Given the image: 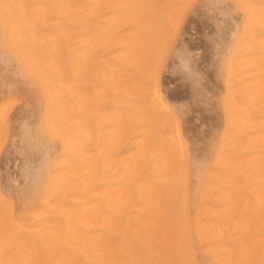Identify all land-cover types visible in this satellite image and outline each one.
<instances>
[{
  "label": "rangeland",
  "instance_id": "1",
  "mask_svg": "<svg viewBox=\"0 0 264 264\" xmlns=\"http://www.w3.org/2000/svg\"><path fill=\"white\" fill-rule=\"evenodd\" d=\"M13 1L0 264H109L93 230L156 264H264V0H67L58 16L54 0Z\"/></svg>",
  "mask_w": 264,
  "mask_h": 264
},
{
  "label": "bare ground",
  "instance_id": "2",
  "mask_svg": "<svg viewBox=\"0 0 264 264\" xmlns=\"http://www.w3.org/2000/svg\"><path fill=\"white\" fill-rule=\"evenodd\" d=\"M5 1V3H3L4 5L6 4V0H4ZM3 0H2V2H4ZM9 1H13V0H9ZM50 2H51V0H49ZM56 1V3H54ZM66 1L67 0H63V2L61 3V1H57V0H54L53 1V3L51 4V3H49V4H51L50 5V7H49V9H52V8H54V10L53 11H55V10H57L58 8H59V10L61 11L59 14H61L62 13V10L65 8L64 7V5L63 4H65L66 3ZM58 2H60V3H58ZM68 2H69V0H68ZM13 3H14V1H13ZM9 4V3H8ZM57 5V6H54V5ZM61 5L60 7H62V8H60L59 7V5ZM67 4V3H66ZM15 5H16V3H15ZM19 5H21V4H19ZM54 6V7H53ZM0 7H1V5H0ZM6 8H7V5L5 6ZM5 7H2L3 9H5ZM21 7H22V5H21ZM11 8V7H10ZM2 9V10H3ZM22 9V8H21ZM24 9V8H23ZM70 9V8H69ZM17 10H19L18 8H17ZM25 10V9H24ZM79 10H80V8H79ZM15 11H16V9H15ZM20 11V10H19ZM76 11H77V8H76ZM58 12V11H57ZM56 11H55V13L53 14V15H55L56 13H57ZM68 12V11H67ZM22 13V12H21ZM23 14H24V12H23ZM52 14V13H51ZM68 14V13H67ZM77 14H78V11H77ZM18 15V12H17V14H16V16ZM62 15H64V14H62ZM62 15H59V17H62ZM80 15V14H79ZM56 16H58V13H57V15ZM65 16V15H64ZM63 16V17H64ZM24 17V16H23ZM56 23V22H55ZM68 35V34H67ZM11 36V35H10ZM14 36V35H13ZM9 37V36H8ZM57 76V75H56ZM53 82V81H52ZM65 84V83H64ZM110 113V112H109ZM119 114V113H118ZM117 114V115H118ZM114 115V114H113ZM63 116V115H62ZM66 119V118H65ZM64 144H65V142H63ZM72 148V147H71ZM162 157V156H161ZM164 157V156H163ZM66 163V162H65ZM125 163V162H124ZM130 166V165H129ZM152 166V165H151ZM70 167V166H69ZM78 167V166H77ZM71 168V167H70ZM154 168V167H153ZM63 169V168H62ZM50 172H52V171H50ZM69 172V171H68ZM130 172V171H129ZM59 174V173H58ZM62 174V173H61ZM74 175H76V174H74ZM61 176V175H60ZM59 176V177H60ZM57 177V176H56ZM62 177V176H61ZM49 178V177H48ZM57 179V178H56ZM62 179H64V178H62ZM92 179V178H91ZM48 180V179H47ZM102 185V184H101ZM51 186V185H50ZM143 186V185H142ZM142 186H141V189H142ZM59 187V186H58ZM63 187V186H62ZM135 187V186H134ZM97 189V188H96ZM137 189H138V187H137ZM139 189H140V187H139ZM138 189V190H139ZM52 190V189H51ZM75 190V189H74ZM102 189H100V191H101ZM104 190H107V189H104ZM155 190V189H154ZM57 191V190H56ZM72 192V191H71ZM95 192V191H94ZM97 192H98V190H97ZM124 192V191H123ZM96 193V192H95ZM137 193H139V192H137ZM147 193V192H146ZM256 193V192H255ZM106 194V193H105ZM122 194V193H121ZM259 194V193H258ZM262 194H264V193H262ZM79 195V194H78ZM98 195V194H97ZM107 195V194H106ZM111 195V194H110ZM112 195H114V194H112ZM148 197H149V195L148 194H146ZM255 195V194H254ZM77 196V195H76ZM75 196V197H76ZM91 196V195H90ZM95 196V195H94ZM123 196V195H122ZM144 196V195H143ZM146 196V197H147ZM66 197V196H65ZM80 197V196H79ZM82 197V196H81ZM96 197V196H95ZM129 197H130V199L132 200V202H134V205L136 206V207H140V204H139V202L138 203H136L135 202V197L133 196V194H132V191H131V188H130V191H129ZM138 197V196H137ZM145 197V196H144ZM145 197V198H146ZM153 197V196H152ZM84 198V197H83ZM128 198V197H127ZM127 198H124V199H126L127 200ZM8 199V198H7ZM80 199V198H79ZM78 199V200H79ZM100 199V198H99ZM138 199V198H137ZM82 200V199H81ZM102 200H104V199H102ZM107 200V199H106ZM151 200H153V199H151ZM150 199L148 200V201H151ZM158 200H159V198H158ZM84 201L85 200H83V203H84ZM114 201V200H113ZM139 201H141V200H139ZM143 201V200H142ZM144 201H146V199L144 200ZM254 201V200H253ZM86 202V201H85ZM56 203V202H55ZM91 203H93V202H91ZM96 203V202H95ZM107 203V202H106ZM144 204H145V202H143ZM143 203H142V205L141 206H143V209H136L138 212H140L142 215H147V217H153V216H155L157 213H158V210L157 209H144V208H146L144 205H143ZM155 203V202H154ZM76 204V203H75ZM121 204V203H120ZM119 204V205H120ZM130 204H131V201H130ZM55 205H57V204H55ZM80 205V204H79ZM88 205V204H87ZM90 205V204H89ZM129 205V204H128ZM127 205V206H128ZM85 206V205H84ZM127 206H126V208H127ZM152 206H153V204H152ZM66 207V206H65ZM130 207V206H129ZM148 207H151V206H148ZM156 207H158V206H156ZM58 208V207H57ZM99 208V207H98ZM115 208V207H114ZM125 208V209H126ZM134 208V207H133ZM142 208V207H141ZM39 209V208H38ZM67 209V208H66ZM64 210V209H63ZM69 210V209H68ZM67 210V211H68ZM107 210V209H106ZM113 210V209H112ZM65 211V210H64ZM85 211V210H84ZM99 211V210H98ZM110 211V210H109ZM83 212V211H82ZM91 212V211H90ZM34 213V212H33ZM61 213V212H60ZM65 213V212H64ZM70 213V212H69ZM73 213V212H72ZM134 213V212H133ZM160 213V212H159ZM56 214V213H55ZM129 214V213H128ZM131 214V216H132V213H130ZM58 215V214H57ZM69 215V214H68ZM71 215V214H70ZM109 215V214H108ZM31 216V215H30ZM60 216V215H59ZM246 216V215H245ZM85 217V216H84ZM107 217V216H106ZM146 217V216H145ZM61 218V217H60ZM62 218H64V217H62ZM83 218V217H82ZM89 218V221L90 220H93V219H91L90 217H88ZM87 218V219H88ZM109 218V217H108ZM135 218V217H134ZM86 219V220H87ZM104 219H107V218H105L104 217ZM145 219V218H144ZM236 219V218H235ZM128 220V219H127ZM147 220H150V219H147ZM197 220V219H196ZM238 220V219H237ZM236 220V221H237ZM245 220V219H244ZM15 221V220H14ZM13 221V222H14ZM85 221V220H84ZM84 221H82V222H84ZM111 221H113V219H112V216H111ZM142 221V220H141ZM151 221V220H150ZM234 221V220H233ZM91 222V221H90ZM103 222H105V220H103ZM108 222H110V221H108ZM15 223H16V221H15ZM94 223V222H93ZM111 224H113L112 222H110ZM130 223V222H129ZM152 223V222H151ZM244 223V222H243ZM2 224V223H1ZM67 224H68V222H67ZM71 224V223H70ZM70 224H69V226H68V229L70 230L71 229V227H70ZM86 224H87V222H86ZM104 224H106V223H104ZM108 225H110L111 226V224H109V223H107ZM106 224V225H107ZM115 224V223H114ZM128 224V223H127ZM126 224V225H127ZM198 224V223H197ZM237 224V223H236ZM17 225V224H16ZM19 225V224H18ZM21 225V224H20ZM84 225V224H83ZM88 225H89V223H88ZM92 225V224H91ZM107 225V226H108ZM150 225V224H149ZM208 225V224H207ZM107 226H105V227H107ZM131 226V225H130ZM216 226V225H215ZM70 227V228H69ZM103 227V226H102ZM104 227V228H105ZM115 227V226H114ZM200 227V226H199ZM205 227V226H204ZM210 227H211V225H210ZM250 227V226H249ZM29 228V227H28ZM126 228H128V226L126 227ZM149 228H150V226H149ZM72 229H73V227H72ZM106 229V228H105ZM138 229V228H137ZM146 229V228H145ZM163 229V228H162ZM209 229V228H208ZM244 229H246V228H244ZM249 229V228H248ZM90 230V229H89ZM144 230V229H143ZM201 230V229H200ZM211 230V229H210ZM214 230V229H213ZM212 230V231H213ZM71 231V230H70ZM121 231V233H122V237H123V239H125L127 236H129V232L127 231V230H125L124 228L123 229H121L120 230ZM137 231V230H136ZM135 231V232H136ZM150 231V230H149ZM223 231V230H222ZM244 231V230H243ZM263 231V230H262ZM138 232V231H137ZM161 232V231H160ZM165 232V231H164ZM84 233L86 234V230L84 229ZM200 233V232H199ZM208 233V232H207ZM144 234V233H143ZM210 234V233H209ZM214 234V233H213ZM232 234V233H231ZM71 235H73L74 236V234L72 233ZM70 235V236H71ZM136 235H138V234H136ZM140 235H142V233H140ZM212 235V234H211ZM231 236V235H230ZM238 236V235H237ZM236 236V237H237ZM261 236V235H260ZM68 237V236H67ZM72 237V236H71ZM70 237V238H71ZM75 237V236H74ZM73 237V238H74ZM86 237H90V238H93V239H95L94 241H92V247L94 248V252H95V256H96V260L97 261H100V262H108L109 264H156V262H155V260H154V257H151V254H150V252H149V250H148V246L145 244V243H140V244H135V245H130L128 242H126V241H124V242H122V241H119V240H117V238H116V233H113L112 232V234H106V233H103V232H101V231H99V230H93L92 231V234L91 235H87ZM159 237V236H158ZM210 237V236H209ZM72 238V239H73ZM154 237L152 236V239H153ZM67 239V238H66ZM69 239V238H68ZM150 239V238H149ZM151 239V240H152ZM160 239H161V237H160ZM198 239V238H197ZM71 240V239H70ZM85 240V239H84ZM84 240H83V242H84ZM90 240V239H89ZM89 240H86V241H89ZM159 240V239H158ZM229 240V239H228ZM264 240V239H263ZM68 241V240H67ZM74 241H75V238H74ZM78 240H76V242H77ZM143 241V240H142ZM157 241V240H156ZM45 242V241H44ZM144 242V241H143ZM149 242V241H148ZM151 242V241H150ZM163 242H164V240H163ZM241 242V241H240ZM261 243H262V241H260ZM49 243V242H48ZM53 243V242H52ZM90 243V242H89ZM154 243H155V241H154ZM158 243V242H157ZM17 244V243H16ZM72 245V244H71ZM75 245V244H74ZM152 245H153V243H152ZM82 246V245H81ZM186 246V245H185ZM210 246V245H209ZM246 246V245H245ZM91 247V248H92ZM184 247V246H183ZM221 247H222V245H221ZM253 247V246H252ZM161 248V247H160ZM165 248V247H164ZM207 248V247H206ZM81 249H83V247L81 248ZM86 249V248H85ZM166 249H168V248H166ZM184 249V248H183ZM208 249V248H207ZM241 249H243V248H241ZM250 249V248H249ZM134 251L135 252V254H134V256H133V258L132 257H130V251ZM160 250V249H159ZM206 250V249H205ZM226 250V249H225ZM247 250V249H246ZM78 251H80V250H78ZM84 251V250H83ZM162 251V250H161ZM178 251V250H177ZM184 251V250H183ZM243 251V250H242ZM81 252V251H80ZM92 252V251H91ZM156 252H157V250H156ZM159 252V251H158ZM158 252H157V255H158ZM193 252V251H192ZM241 252V251H240ZM254 252V251H253ZM26 253V252H25ZM86 253H87V251H86ZM85 253V254H86ZM205 253V252H204ZM221 253V252H220ZM242 253V252H241ZM26 254H28V253H26ZM81 254V253H80ZM84 254V253H83ZM161 254V253H160ZM164 254V253H163ZM225 254V253H224ZM1 255V254H0ZM237 255H239V253L237 254ZM256 255V254H255ZM255 255H254V257H255ZM183 256H184V254H183ZM218 256H220V255H218ZM25 257V256H24ZM164 257H165V254H164ZM163 257V258H164ZM241 257H242V255H241ZM240 257V258H241ZM26 258V257H25ZM248 258V257H247ZM259 258H261V257H259ZM28 259V258H27ZM242 259V258H241ZM240 259V260H241ZM245 259V258H244ZM162 260V259H161ZM166 260H167V258H166ZM232 260V259H231ZM246 260V259H245ZM96 261V262H97ZM227 261H228V259H227ZM244 261V260H243ZM255 261V260H254ZM89 262V261H88ZM245 262V261H244ZM243 262V263H244ZM27 263V262H26ZM99 263V262H98ZM97 263V264H98ZM241 263V262H240ZM243 263H241V264H243ZM246 263V262H245ZM255 263V262H254ZM258 263V262H257ZM102 264V263H101ZM106 264V263H105ZM165 264H166V262H165ZM167 264H171L170 262H168ZM214 264V263H213ZM218 264V263H217Z\"/></svg>",
  "mask_w": 264,
  "mask_h": 264
}]
</instances>
